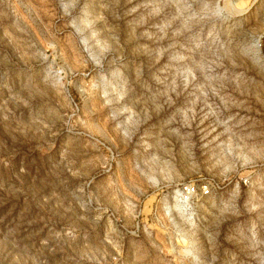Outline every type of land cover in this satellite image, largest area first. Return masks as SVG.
Returning a JSON list of instances; mask_svg holds the SVG:
<instances>
[{"label":"rangeland","instance_id":"rangeland-1","mask_svg":"<svg viewBox=\"0 0 264 264\" xmlns=\"http://www.w3.org/2000/svg\"><path fill=\"white\" fill-rule=\"evenodd\" d=\"M0 264H264V0H0Z\"/></svg>","mask_w":264,"mask_h":264},{"label":"built area","instance_id":"built-area-1","mask_svg":"<svg viewBox=\"0 0 264 264\" xmlns=\"http://www.w3.org/2000/svg\"><path fill=\"white\" fill-rule=\"evenodd\" d=\"M202 189H203V193L204 194L208 193V190H207V188L205 186H203ZM185 190H186V193L189 194L190 192L194 191V187L193 186H190V187L188 186V187L185 188Z\"/></svg>","mask_w":264,"mask_h":264}]
</instances>
